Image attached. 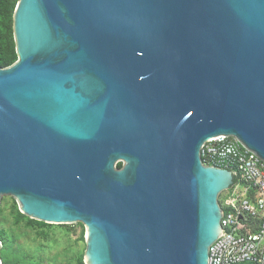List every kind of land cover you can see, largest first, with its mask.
Returning <instances> with one entry per match:
<instances>
[{
	"label": "water",
	"instance_id": "obj_1",
	"mask_svg": "<svg viewBox=\"0 0 264 264\" xmlns=\"http://www.w3.org/2000/svg\"><path fill=\"white\" fill-rule=\"evenodd\" d=\"M13 20L0 204L83 224L85 264H209L235 174L203 146L264 160V0H19Z\"/></svg>",
	"mask_w": 264,
	"mask_h": 264
},
{
	"label": "built area",
	"instance_id": "obj_2",
	"mask_svg": "<svg viewBox=\"0 0 264 264\" xmlns=\"http://www.w3.org/2000/svg\"><path fill=\"white\" fill-rule=\"evenodd\" d=\"M201 155L206 165L235 174L219 198L224 232L210 247L209 264H264V160L225 136L207 142Z\"/></svg>",
	"mask_w": 264,
	"mask_h": 264
},
{
	"label": "rangeland",
	"instance_id": "obj_3",
	"mask_svg": "<svg viewBox=\"0 0 264 264\" xmlns=\"http://www.w3.org/2000/svg\"><path fill=\"white\" fill-rule=\"evenodd\" d=\"M223 197V196H222ZM12 196H3L0 204V230L5 232L6 244L2 264H77L86 249V227L81 223L64 227L52 224L40 235L37 228L13 222ZM221 201V199H220Z\"/></svg>",
	"mask_w": 264,
	"mask_h": 264
},
{
	"label": "trees",
	"instance_id": "obj_4",
	"mask_svg": "<svg viewBox=\"0 0 264 264\" xmlns=\"http://www.w3.org/2000/svg\"><path fill=\"white\" fill-rule=\"evenodd\" d=\"M18 1L19 0H0V68L9 67L18 59L13 30V16ZM207 164L213 165L212 163ZM121 167L122 163H119L118 168ZM12 200L13 222L16 225L25 224L27 228H37L40 230V235L44 236L46 233H44L43 230L51 226V224H46L44 222H40L27 217L26 215L21 213L16 200ZM61 226L68 227L71 230V227H69L68 225ZM0 240L2 242V246L4 247L6 244V239L5 232L2 230H0ZM3 252L4 250L1 253L2 259L4 254ZM77 264H85L84 253L79 257Z\"/></svg>",
	"mask_w": 264,
	"mask_h": 264
}]
</instances>
